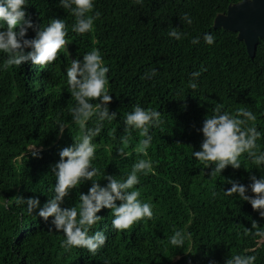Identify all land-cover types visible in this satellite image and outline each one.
<instances>
[{
    "label": "trees",
    "instance_id": "obj_1",
    "mask_svg": "<svg viewBox=\"0 0 264 264\" xmlns=\"http://www.w3.org/2000/svg\"><path fill=\"white\" fill-rule=\"evenodd\" d=\"M239 1L96 0L94 11L100 17L94 31L80 35L71 30L75 18L59 0H28L26 11L35 23L64 19L69 56L61 53L47 67L31 63L5 67L6 57L0 55V264H225L230 255L245 249H255L249 254L257 255L256 264H264V241L246 234L253 220L264 227V218L248 202L223 192L231 187L228 179L247 186L251 175H264V168H255L243 154L240 169L228 166L211 178L214 165L204 168L192 155L203 141L198 129L217 103L232 115L240 108L254 113L255 126L262 132L257 144L264 151V38L251 59L237 33L213 27L215 16ZM185 14L192 19L190 25L182 20ZM173 29L182 33L180 40L169 37ZM206 32L215 37L212 45L202 39ZM34 35L29 30L28 37ZM196 37L200 43L194 45ZM93 49L100 50L110 69L109 108L117 113V119L104 122L101 136L93 141L99 144L93 163L100 169L97 179L102 186L107 183L104 173L126 178L132 165L145 159L133 151L144 138L138 131L131 133L126 148L132 156L122 159L116 154L123 147L119 138L124 134V115L138 104L161 112L162 119L150 129L153 139L147 158L154 171L140 174V183L134 186L140 199L152 205L153 218L116 231L111 210L102 209L98 215L104 219L90 234L105 231L108 240L95 255L81 248L65 250L62 232L49 231V223L15 203L18 196L38 197L43 206L54 194L51 168L59 161L60 150L74 143L72 136L82 135L79 125L71 122L75 100L65 84V69L69 59H82ZM202 67L205 71L192 90L191 74ZM153 69L154 77L142 78ZM58 121L70 126L60 137ZM94 125L95 117L85 130ZM32 145H38L41 158L26 151ZM90 187L89 181L73 189L62 207H78V194ZM175 231L187 237L183 249L169 242Z\"/></svg>",
    "mask_w": 264,
    "mask_h": 264
},
{
    "label": "clouds",
    "instance_id": "obj_2",
    "mask_svg": "<svg viewBox=\"0 0 264 264\" xmlns=\"http://www.w3.org/2000/svg\"><path fill=\"white\" fill-rule=\"evenodd\" d=\"M134 2L143 4V0ZM27 4L28 0H0V55L6 57L4 66L19 67L31 63L47 67L57 62L61 53L68 57V28L64 19L50 18L47 25L37 24L27 13ZM95 4L96 0H59L60 7L75 18L71 30L80 35L94 31V22L100 17V13L94 11ZM182 20L189 25L192 23L188 14H185ZM29 30L35 33L34 37H28ZM168 35L180 40L182 33L173 29ZM202 39L207 45H212L215 37L206 32ZM191 43H200V37L192 39ZM69 60L70 64L65 69V84L71 98L75 100V106L71 109V122L79 125L82 135L78 138L72 136L74 143L60 150V159L51 168L55 176L54 189L51 190L54 194L51 198L43 206L38 197L18 196L15 203L26 205L28 215L38 216L45 223H49V231L62 232L64 240L61 247L65 250L81 248L95 255L104 248L108 240L105 231L98 230L90 234L93 226L104 219L98 215L102 209L111 210V226L116 231L130 229L145 218H153L152 205L140 199V192L134 186L140 183V174L147 175L154 171L153 161L147 158L153 139L150 129L158 127L162 119L161 112L145 109L138 104L124 115V134L119 138L123 147H120L116 154L122 159L132 156L133 153L126 151V148L129 146L131 133L138 131L144 138L133 151L145 159L136 161L126 178L117 179L104 173L103 180L107 183L102 186L97 179L100 169L93 163L99 144L93 141L101 136L105 121L117 119V113L109 108L112 102L108 87L110 69L105 65L99 49L85 53L82 59L77 57ZM203 71L205 69L202 67L201 71L191 74L188 85L190 89H197L195 80ZM156 74L157 71L153 69L142 78H151ZM94 117V127L85 130L86 123ZM256 119L254 113L248 109L240 108L232 115L223 110V105L219 103L213 108L212 114L204 119L202 128L198 129L203 134V141L200 150L193 151L192 155L204 164V168L214 165L210 173L211 178L217 174L221 175L222 170L228 166L240 169V157L243 154H247L255 168H264V151L260 150L257 144L262 132L255 126ZM65 129L70 131V126L58 121L57 136H62ZM26 151H30L33 158H41L38 145H32ZM249 179L251 183L247 186L228 179L227 183L231 187L223 190L224 195L248 202L252 209L264 218V175L260 178L251 175ZM89 181L91 187L87 193L78 194V207H62L65 198H70L73 189H78ZM249 192L254 195L247 194ZM248 233L264 241V227L259 226L255 220L252 221V230L247 229L246 234ZM186 239L182 231H175L169 242L176 249H183ZM259 246L257 244V247ZM254 252L255 249H245L244 252L230 255L225 264H256L257 255L249 254Z\"/></svg>",
    "mask_w": 264,
    "mask_h": 264
},
{
    "label": "water",
    "instance_id": "obj_3",
    "mask_svg": "<svg viewBox=\"0 0 264 264\" xmlns=\"http://www.w3.org/2000/svg\"><path fill=\"white\" fill-rule=\"evenodd\" d=\"M213 27L237 33L250 58L254 59L259 40L264 38V0L231 3L226 12L215 16Z\"/></svg>",
    "mask_w": 264,
    "mask_h": 264
}]
</instances>
